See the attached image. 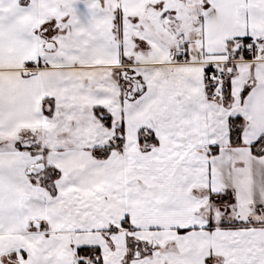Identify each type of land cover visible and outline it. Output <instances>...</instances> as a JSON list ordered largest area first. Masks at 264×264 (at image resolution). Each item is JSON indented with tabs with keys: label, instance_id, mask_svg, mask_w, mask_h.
I'll list each match as a JSON object with an SVG mask.
<instances>
[{
	"label": "snow or ice",
	"instance_id": "6c2138e0",
	"mask_svg": "<svg viewBox=\"0 0 264 264\" xmlns=\"http://www.w3.org/2000/svg\"><path fill=\"white\" fill-rule=\"evenodd\" d=\"M0 264H264V0H0Z\"/></svg>",
	"mask_w": 264,
	"mask_h": 264
}]
</instances>
